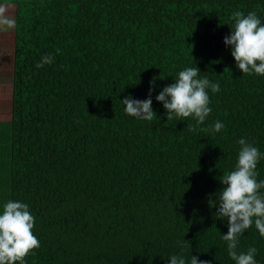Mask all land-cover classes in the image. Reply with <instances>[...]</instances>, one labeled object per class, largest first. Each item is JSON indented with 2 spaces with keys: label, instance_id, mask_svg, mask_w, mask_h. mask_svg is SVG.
<instances>
[{
  "label": "trees",
  "instance_id": "1",
  "mask_svg": "<svg viewBox=\"0 0 264 264\" xmlns=\"http://www.w3.org/2000/svg\"><path fill=\"white\" fill-rule=\"evenodd\" d=\"M0 3L14 5L15 21L0 210L29 205L41 246L27 264H170L176 254L235 264L209 194L234 169L240 138L264 153V76L243 75L224 37L237 10L264 23V0ZM45 54L55 62L36 68ZM195 66L220 91L208 90L211 114L193 132L190 118L167 121L155 97ZM154 78L158 118L126 114L121 100L147 99ZM257 171L264 180V160ZM249 247L264 264L254 224L240 238L239 250Z\"/></svg>",
  "mask_w": 264,
  "mask_h": 264
},
{
  "label": "clouds",
  "instance_id": "2",
  "mask_svg": "<svg viewBox=\"0 0 264 264\" xmlns=\"http://www.w3.org/2000/svg\"><path fill=\"white\" fill-rule=\"evenodd\" d=\"M6 9L0 7V27L11 29L15 21L5 15ZM232 23L231 33L224 37L225 46L231 47V55L236 67L243 75L264 76V23L255 12L245 15L235 11L229 17ZM55 56L45 54L35 66L42 68L53 64ZM156 87L155 78L150 81L148 98L133 99L130 95L121 100L126 114L143 120L153 121L158 118L152 108V91ZM220 91L218 82L210 81L207 76L201 78L198 67H187L177 74L174 83L164 86L156 95L157 102L166 110L167 121H184L189 118L196 122L188 124L190 131L203 125L211 114V101L208 90ZM225 125L216 121L212 126L214 133H219ZM208 131L207 128L201 129ZM239 152L234 169L224 173L220 178L223 187L218 193L209 194L210 208H217L214 214L218 219H227V234H221L227 244L228 256L235 264H257L258 250L249 247L247 251L239 250L240 238L253 224L259 235L264 237V180H258L257 166L264 160L262 153L253 143L245 138L237 141ZM215 199H212V197ZM35 217L27 203L8 200L0 210V264H27L26 258L35 255L40 248V241L34 235ZM181 250L184 244L177 241ZM170 264H210L209 261L191 255L190 262L182 254L168 257Z\"/></svg>",
  "mask_w": 264,
  "mask_h": 264
},
{
  "label": "rangeland",
  "instance_id": "3",
  "mask_svg": "<svg viewBox=\"0 0 264 264\" xmlns=\"http://www.w3.org/2000/svg\"><path fill=\"white\" fill-rule=\"evenodd\" d=\"M0 7H4L6 9L5 15L14 20V5L12 3H0ZM13 31L14 27L11 29L0 27V138L3 139L1 148L4 149L5 153L10 150L12 65L9 57L12 56L13 51ZM5 160L6 158L2 163Z\"/></svg>",
  "mask_w": 264,
  "mask_h": 264
},
{
  "label": "crops",
  "instance_id": "4",
  "mask_svg": "<svg viewBox=\"0 0 264 264\" xmlns=\"http://www.w3.org/2000/svg\"><path fill=\"white\" fill-rule=\"evenodd\" d=\"M2 142H3V139L2 138H0V163L6 158H3V156H4V154H5V152H4V149L3 148H1V144H2Z\"/></svg>",
  "mask_w": 264,
  "mask_h": 264
}]
</instances>
